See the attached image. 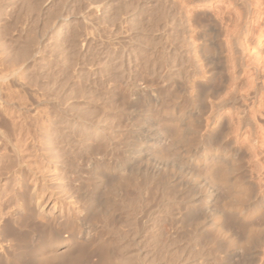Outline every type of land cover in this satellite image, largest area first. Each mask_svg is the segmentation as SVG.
I'll use <instances>...</instances> for the list:
<instances>
[{"label":"bare ground","instance_id":"bare-ground-1","mask_svg":"<svg viewBox=\"0 0 264 264\" xmlns=\"http://www.w3.org/2000/svg\"><path fill=\"white\" fill-rule=\"evenodd\" d=\"M186 2L187 7L192 5L200 7V9H187L186 27H203L204 22L213 20L218 10H223V6L220 5L225 4V11L228 9L227 13L234 12L237 16L231 45L243 46L240 42L241 36L249 39L240 51V58H232V70L241 69L246 83L244 92L236 95L235 99V108L240 104L242 106H238L227 118L235 126L245 127V139L249 148L246 173L241 175L235 152L232 150L233 153L226 152L221 148L222 146L214 144L212 138L214 131L222 126L217 124V114L212 113L213 115L211 114L208 118L210 125H214L216 129L209 132L205 140L201 139L202 136L200 137L199 129L202 128L206 109L208 110L209 106L218 108L226 104L221 99L223 87L219 81L218 59L216 56L206 55L210 52V39H208L210 31L204 29L197 33L199 43L194 48L196 57L193 60L189 59L185 67L189 70H197L191 83L195 96L186 99L187 101L177 106L176 110L171 112L163 107L166 92L163 89L153 88L154 82H150L151 78L148 79L147 75L138 79L140 76L133 74L134 70H129L130 72L126 74L128 76L125 75L129 82L128 88L125 90L126 93L123 92L124 94L116 92L115 102L125 108L127 104L132 109L142 104L140 105L142 110L137 111L136 118H140L144 125L142 133H138L134 138L129 136L131 139L128 138L124 142L122 156L127 157L125 164L121 163L123 159H112L104 154L105 141H107L106 146L114 150L122 144L119 131L116 129L120 120L118 125L114 122L118 120L115 118L117 115L113 119L111 114L108 115L105 112L106 115H102L104 119L102 116L100 117L102 120L97 117L100 122L93 121L96 119L95 115L92 121L86 120L87 115L84 116V120L82 115V117L74 116L71 115L72 112L75 114L74 111L71 110L69 114L67 109H62L61 107L65 104L59 105L61 104L59 100H56L58 103L51 101L52 103L49 104L51 108L48 111L42 108L41 114L39 112L40 123L37 136L15 140L10 134L2 131L1 126L4 122L1 121L0 113V135L12 157L8 168L6 166L7 169L4 168V171L8 173L6 176L11 179L9 184L12 183V188L9 186L11 190L7 193L10 194L0 193V264H48L50 262L109 264L112 256L109 254L104 238L96 235L95 225L96 222L101 221L111 226L113 230L111 232L118 234L121 227L119 225L123 221L119 215L122 206L128 216L125 224L131 225L135 222L133 219L135 197L131 199V196L128 204L122 201L124 199L122 190L128 191L130 188H135L139 195H142V199H146V194L153 189H158L162 193L161 204L166 205L175 200L173 197L179 195L186 214L180 213L181 216L172 219L170 223L175 225L176 228L172 226L178 233L185 231V234L190 237L189 245L199 242L206 245L212 255L223 253L222 260L228 264H264V0H187ZM206 6H210L211 9H206ZM137 26L136 24L135 27ZM218 38L219 36L215 35V39ZM123 40L116 44L123 47ZM232 55H235V51ZM100 60L102 67L108 64L111 58L102 54ZM100 63L97 62L99 65ZM120 67H123L122 64ZM190 104L192 109L189 107ZM62 125L64 129H69L68 131L70 129L77 131L81 137V145L85 146L83 149L87 146L86 152L79 157L81 177L72 188L69 180L73 177V171L67 165L69 162H66L67 166L65 165L62 160L65 157V155L63 157L64 153L62 154L63 150L57 147L58 139L63 140V135L60 134ZM102 139H106L103 140V145L99 143ZM51 167L57 171L55 173H58L55 179L50 178L47 172ZM151 215L142 210L139 216L141 223L136 222V226L137 223L143 225L140 226L142 230L148 225ZM187 215L192 218L186 229L183 218ZM137 218L136 221H138ZM69 230L72 232L70 233ZM67 232L69 233L66 236ZM93 257H97L96 262H91ZM132 257L130 258L129 255L124 259L121 258L122 264H149L146 263L148 261L145 262L139 257L132 262ZM181 260L178 264H185Z\"/></svg>","mask_w":264,"mask_h":264},{"label":"rangeland","instance_id":"rangeland-1","mask_svg":"<svg viewBox=\"0 0 264 264\" xmlns=\"http://www.w3.org/2000/svg\"><path fill=\"white\" fill-rule=\"evenodd\" d=\"M186 1L187 0H0V113L2 114L1 121L4 122L1 126L2 131L10 134L15 140H22L23 138V140H25L27 136L36 137L38 125L40 123L39 112L41 114L42 108V110L48 111L51 108L49 105L50 102H57L56 100L61 102L59 105L65 104L61 108H65L64 110L67 109L68 113L70 112L69 114H71V110L74 111L75 114L72 112L71 115H78V117L83 116V118L86 115H91L89 118L87 116L85 117L87 118L86 120L90 121L94 119L93 115H95L96 119L93 120L94 122H100V120H102L100 117L106 115V113L108 115L111 114L113 119L117 115L115 118H118V120H116L117 122L114 120V122L117 124L120 120L116 129L119 131L122 144L114 150L107 147V141H105L103 143L106 144L104 145V150L106 151L104 154L112 159H123L121 163L125 164L127 163V161L125 162L127 157H125L126 155L122 156L124 152V142H126L128 138H134L138 133H142L144 129V125L140 118H136L138 117V112L142 110V104L137 105L138 107H133V109L129 108L126 104L125 108L124 106L121 107L118 105L119 103L116 104L114 99V96L117 94L116 92L126 93L125 90H127L129 85L126 77L128 76L126 75L127 72L129 70H134V72H131L137 77L140 76L138 79L145 77L143 75H147L148 79L151 78L152 81L150 79V82H154L153 88L159 90L163 89L166 92V98L164 97L165 99L163 102L165 106L163 104V107L171 112L176 110L178 108L177 106L183 105L184 102L187 101L186 99H191L195 96V93L191 89V83L194 80L193 75L197 70H189L185 67L189 59L193 60L196 57L194 48L199 43L197 36L198 31L200 32L201 30L207 29L210 31L208 39H210L209 42L212 44L209 43L210 52L206 55L208 57L216 56L218 59L219 81H221L220 84L221 87H223L221 99H223L226 104H223L222 107H218L219 109L209 106L208 110L206 109L207 112L204 111L206 113H204L203 124L201 125L202 128L199 129L200 137L202 136L203 138L201 139L205 140L207 134L216 129L214 125H210L208 118L212 113H214V115L217 114V124H221L222 126L218 128L219 130L214 131L212 137L214 144L220 147L222 146L221 148L226 150V152H235L238 169L241 175H244L248 165L249 150L245 139V127L243 128V126H241L239 128L232 124L230 119L227 120V118L234 113L238 106H242V104H240L235 108V99L236 95L238 96L240 93L244 92L246 83L241 69L232 70V58H240V51L243 49L244 45L248 43L249 39L241 36L240 42L241 45H243H239L241 48L231 45L233 43L231 39L232 35H234L235 19L237 16L234 12L232 14L227 13L228 9H226L227 11L224 9V6H226L225 4L220 5L223 6V10H218V12L214 14L213 20L206 23L204 22V24H202L203 27H186L185 19L188 15L187 9H200L198 5L187 7ZM206 9L210 10L211 7L206 6ZM136 24L138 25L137 27H135ZM215 35H218L219 38L215 39ZM121 39H124L123 47L118 44ZM124 41H126L127 44L124 43ZM116 42L118 43L116 44ZM233 51H235L234 56L232 55ZM100 53L107 58H111V61L106 65H102V67L100 63L102 54ZM120 58L123 61H121ZM117 61L119 62L118 64ZM91 62H93L94 65ZM97 62L100 63V65L97 64ZM130 63H133L135 66L133 64L132 66ZM121 64L123 67H120ZM129 65L131 66L127 67ZM117 67L121 69L117 70ZM115 69L117 72L114 71ZM122 70L125 71L122 72ZM70 75L71 77H68ZM149 75L150 77H148ZM181 87H187L190 90L187 88L182 89ZM56 93H59V95H56ZM46 97L48 99H46ZM48 100L50 101L48 102ZM72 107L73 109H71ZM189 107L192 109L191 104ZM191 109L188 108L190 111ZM100 112L102 114H100ZM97 117L100 118V120H97ZM62 126L63 129L60 127V134L63 135V140H61L62 138L58 139L60 143L58 142L57 147L61 149V151L63 150L62 154L64 153L63 157L65 155V159L63 158L62 160L65 162V165L67 164L66 162H69L67 165L70 167L71 171H73V177L69 180V185L72 188L81 177L79 157L81 154H84L83 152H86L87 146L84 150L83 147L85 146L81 145V137L77 131H72L71 129L68 131L69 129L66 130L64 129V125ZM64 130H66L65 133ZM130 130L132 132H129ZM0 137V193L6 195L10 194L7 192H10L12 183L11 185L9 184L11 179L6 176L8 173L4 170L10 165L9 162H11L10 160H12V157L7 150V145H4L5 143L2 141L1 135ZM103 140L106 139L99 140V143L102 144ZM76 149L77 151H75ZM231 150L233 152H231ZM5 166L7 168H5ZM69 167L67 168L69 169ZM49 169L50 170L47 169V172L50 178L55 179L56 176H58V173H55L57 171H55L53 167ZM5 172L7 174H5ZM78 175L79 177H77ZM74 178L76 180H74ZM2 188H4V190H2ZM125 190H122V194H124L123 202L130 203L131 196V199L135 197L133 199L135 202V206L133 205L135 209L133 219L135 222L133 221L134 223L131 225L125 224V221H128V216L122 206L123 211L120 210L119 215L120 219L122 218L123 221H121L122 224L119 225L121 227H119L118 234L111 232V226L101 221V224L96 222L97 224L95 225L96 235L102 239L104 238V241L107 243L109 254L112 256L109 264H122V259L129 255L130 258L133 256V259H131L132 262L139 257L143 258L145 262L148 261L146 263L149 264H178L181 259L183 260H181L182 263L184 262L185 264H216L218 262H220L218 264H228L225 260H222L224 257L223 253L212 255L208 247L199 242H196L197 245L196 243L189 245L188 240L190 237L185 234V231L183 233H178L177 230L174 229L175 225L172 224L174 227L171 225L170 221L180 217V213H182V215L186 214L184 210L185 207H183L184 204L179 195H176L178 197H173L175 200L171 198L174 201H170V204L166 205L165 203L161 204L162 200L160 199H162V193L158 189H153V191L146 194V199H142V195H139L135 188H130L128 191ZM134 194L136 196H134ZM142 210L152 214L148 225L143 227L144 230H140V226L142 227L143 225L137 223L139 227L136 226V222L140 221L139 216ZM185 217L186 218L183 219L186 228L191 222L190 219L192 217L189 215ZM136 218L138 221L135 220ZM139 223H141V221ZM107 225L109 227H107ZM201 229L203 228L201 227ZM69 232L71 233L72 231L69 230ZM69 232L65 235L67 236ZM111 242L113 243L110 244ZM191 255H193V258H191ZM93 258L94 259L91 258V262H96L97 257ZM188 258H190V260H188ZM48 264H56V262H50Z\"/></svg>","mask_w":264,"mask_h":264}]
</instances>
